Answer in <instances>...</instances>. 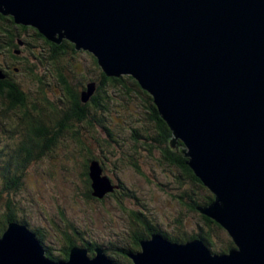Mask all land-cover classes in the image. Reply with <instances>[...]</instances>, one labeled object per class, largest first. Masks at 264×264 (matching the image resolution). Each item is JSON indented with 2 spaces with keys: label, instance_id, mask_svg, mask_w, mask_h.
<instances>
[{
  "label": "water",
  "instance_id": "obj_1",
  "mask_svg": "<svg viewBox=\"0 0 264 264\" xmlns=\"http://www.w3.org/2000/svg\"><path fill=\"white\" fill-rule=\"evenodd\" d=\"M0 15L88 52L107 78H133L167 125L170 151L213 197L196 210L233 243L218 255L199 239L173 243L155 233L127 254L131 264H264V0H0ZM94 92L89 83L81 102ZM88 177L94 199L119 188L97 161ZM96 244L117 247L107 238ZM0 264L114 263L102 248L90 257L79 246L54 261L12 222L0 237Z\"/></svg>",
  "mask_w": 264,
  "mask_h": 264
},
{
  "label": "rangeland",
  "instance_id": "obj_2",
  "mask_svg": "<svg viewBox=\"0 0 264 264\" xmlns=\"http://www.w3.org/2000/svg\"><path fill=\"white\" fill-rule=\"evenodd\" d=\"M31 32L23 34L21 38L28 45L21 43V52H15L13 55L18 57V63L5 52L6 34H0V67L5 61L15 64L13 67L19 71L10 73L14 83L29 94V108L33 105L37 109H44V113L49 116L50 110L46 104H57L62 98V91L57 87L56 79H50L46 74L44 84L48 87L41 90L40 77H44L47 69L51 74H56L55 69L61 67L67 74L69 84L74 86H78L82 80L80 73L87 77L85 79L94 80L98 79L99 72L96 71L90 54L86 52L70 55L72 60L69 56L61 58L59 65L53 66L46 61L50 52L48 47ZM35 58L42 61L41 66ZM140 98L139 95L133 102L138 103ZM115 102L116 104L107 105V115L102 113L90 119L88 116L87 119L106 121L104 125L107 130L113 132V141L118 142L119 147L107 138L101 127L94 126V129H91L83 125L84 123L76 124L75 132L80 143L73 140L69 134L63 135L49 158L43 157L25 170V187L12 197L18 203V216L28 223L30 230L42 232L43 242L48 244L55 257L61 256L64 233L73 234L70 226L78 230L81 236L76 238L78 241L96 243L107 238L117 247L128 246L131 238L138 236L140 232L134 226L131 212L140 213L147 223L153 222L160 231L169 236L176 231H184L189 236L197 234L198 228L203 226L198 214L189 212L183 203L178 201L181 206L172 198L173 195L179 196L184 189L177 184L175 171L167 169L164 165H156L157 162L146 157L143 152L134 155L133 147H128L131 125L127 124L130 121L127 114H134L136 107L134 103L130 104V100L125 96H117ZM52 123L55 125V122ZM82 126L84 129H79ZM97 142L106 145L101 146ZM2 149L0 146V152ZM91 158L101 160L103 175L113 184L121 183L123 187L120 186V189L107 194L103 199L97 200L92 196L91 200L86 198L82 173L84 164ZM132 163H136L140 170L133 169ZM1 195L2 201L6 193ZM176 219L182 220V229L177 230ZM126 234L127 239L124 237ZM216 235L219 239L214 235L213 241L219 246V240L227 235L225 231L218 234L216 232ZM113 258L119 259L121 256L116 255Z\"/></svg>",
  "mask_w": 264,
  "mask_h": 264
},
{
  "label": "trees",
  "instance_id": "obj_3",
  "mask_svg": "<svg viewBox=\"0 0 264 264\" xmlns=\"http://www.w3.org/2000/svg\"><path fill=\"white\" fill-rule=\"evenodd\" d=\"M30 31H32L31 33L36 39L42 41V43L48 47L50 52L46 61H49L50 64L55 67L59 65L58 63L61 58L69 56L68 58L72 60L73 57L70 55L84 52L76 51L75 46L65 40H63L60 46L53 44L42 37L37 30L31 27L15 25L10 17L0 15V34H6L4 50L7 54H10L12 59L17 60L16 63H18V57H14L13 55L15 52H21L19 51V45L21 43L28 45L24 39L21 38L23 34H28ZM90 56L96 71L99 72L98 79H85L87 77H85L83 73H80L82 80L79 85H70L67 74L64 73L65 70H62L61 67L55 69L56 74H51L47 69L44 73V77H40V81L42 82L41 90L44 87L46 88V86L48 87L47 84H44V78L48 75L50 79H56L57 87L59 86L62 91V98L57 104H46L47 108L50 110L49 116L51 117L44 113V109H37L33 105L31 109L29 108L31 103L29 94L14 83V78L10 73V71H19L13 67L15 64H11L9 65L10 68H6L10 69L8 70V74L11 80H8V78L6 79V74L1 70L5 67L2 65L0 67V71L4 76V79L0 80V146L3 148L0 152V195L6 193V197L2 201L0 199V237L9 223L15 222L29 227L28 223L18 216V203L12 198L15 196L14 194H18L19 190H23L25 187L23 182L25 170L33 163L40 161L43 157L49 158L50 155L55 152L53 149L57 147L63 135L69 134L73 140L80 143L79 137L75 132L78 124L82 125L84 123L83 125L91 129H94V126L101 127L104 129L107 138L113 141V132L107 130L104 125L106 121H95L92 119L90 121V117L93 118L96 115H102V113L107 115L109 112L107 105L116 104L115 99L117 96H125L127 100H130L129 103L131 104V102L134 103L133 101L137 100L136 98L140 95L141 100H138V103L136 101L134 103L136 107L135 113L130 114L129 112V114H127L130 120L127 124L128 126L131 125V130L129 131L131 132L130 145H128V147H133V149L136 150L134 151V155L143 152L146 154V157L155 160L157 162L156 165H164L167 169L170 168L171 171H175V180L180 188L184 189L179 196L173 195L172 198L175 199L177 203L178 201L183 203L189 212L199 215L203 223V226L198 228L199 232L189 236L184 231H176L175 234L169 236L157 229V226L153 224V222L147 223L140 213L131 212L130 216L133 219L134 226L138 228L137 224H143L145 228L140 230L138 236L134 235L131 238L128 246H119L110 249L111 251L121 253V258L115 259L109 255L110 250H108V248H103L100 244L90 243L89 241L84 242L83 240H81L83 241V243H81V241L76 240V238H81V236H79L78 230L70 225L73 234L64 233V247L60 258L55 257L51 250L44 246V236L42 232L38 230L31 231L36 235L39 243L45 249L46 256L54 261H66L70 249L79 246L87 249L90 257L93 256L94 248L99 247L104 249L105 253L114 264H131L130 260L127 258V254L138 252L140 250V241L148 239L155 233L161 234L166 240L173 243H184L199 239L213 254L221 255L227 253L233 248L231 239L226 234L227 236L219 240L220 245L217 246L213 241L214 235L219 239L216 232L218 234L221 232L224 233V231L217 224L202 216L196 210L198 206L210 204L213 197L186 165L187 160L184 159L183 155L179 151H170L168 139L171 133L167 125L159 117L151 97L146 92L142 91L138 83L130 76L107 78L97 65L96 59L91 54ZM36 61L40 66L42 65V61L38 59H36ZM33 67L36 68L35 66ZM32 71L33 69L31 72ZM32 76L35 78L34 75ZM92 82L95 84L94 95L84 104L80 100L81 93L86 91L87 85ZM88 116L89 119H87ZM52 121L55 122V125H53ZM152 125H154L153 129L150 128ZM140 127L145 128L143 133L140 132ZM79 129L83 130L84 128L82 126L81 128L79 127ZM108 139H106V141L109 143ZM113 142L116 144V147L120 146L118 142ZM97 143L101 146L106 145L104 143L103 145L99 142ZM145 146L146 148H157L160 150V156L152 155V151H139L141 147L144 148ZM180 146L181 143L178 142L177 148ZM122 147L121 145V148ZM91 161H97L102 165L101 160L91 158V160H87L83 166L82 182L85 186L86 193L84 196L90 200L92 199V191L90 187L91 182L88 177V168ZM131 166L133 169L140 170L136 163H132ZM118 187L120 189V186ZM121 187L123 186L121 185ZM0 197H2V195ZM180 205L182 206V204ZM61 217L63 219L64 216L61 214ZM176 220L177 230L182 229V222L179 221V219ZM69 226L68 228L70 230ZM203 227H205V229H203ZM124 237L127 239L128 235L126 234Z\"/></svg>",
  "mask_w": 264,
  "mask_h": 264
},
{
  "label": "flooded vegetation",
  "instance_id": "obj_4",
  "mask_svg": "<svg viewBox=\"0 0 264 264\" xmlns=\"http://www.w3.org/2000/svg\"><path fill=\"white\" fill-rule=\"evenodd\" d=\"M4 65V66H3ZM6 65V66H5ZM9 65H11V64H9L7 61H5V63H3L2 64V66L3 67H5L4 69H1L5 74H6V79L8 78V80L10 79V75L8 74V70H10V69H6V68H10L9 67ZM6 69V70H5ZM14 71H16V70H14ZM11 80V79H10ZM1 87V86H0ZM150 128H154V125H152V126H150ZM103 129V128H102ZM140 129V132L141 133H143L144 132V130H145V128L144 127H140L139 128ZM103 131H104V129H103ZM141 150H139V151H145V152H149V151H152L153 152V154L152 155H154V156H157V155H159L160 156V150H158L157 148H154V147H149V148H146V147H141L140 148ZM132 151H136L135 149H132ZM114 184H116V183H114ZM122 184L121 183H118V186H121ZM137 226H138V229L139 230H142L143 228H145V226L143 225V224H137ZM157 229H158V227H156Z\"/></svg>",
  "mask_w": 264,
  "mask_h": 264
},
{
  "label": "bare ground",
  "instance_id": "obj_5",
  "mask_svg": "<svg viewBox=\"0 0 264 264\" xmlns=\"http://www.w3.org/2000/svg\"><path fill=\"white\" fill-rule=\"evenodd\" d=\"M180 205V204H179ZM181 211V210H180ZM181 220V219H180ZM182 221V220H181ZM119 234V233H118ZM117 258V257H116Z\"/></svg>",
  "mask_w": 264,
  "mask_h": 264
}]
</instances>
